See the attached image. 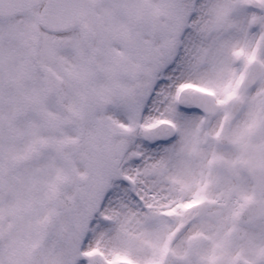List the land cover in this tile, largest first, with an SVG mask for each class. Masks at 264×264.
<instances>
[{"label": "snow or ice", "instance_id": "6c2138e0", "mask_svg": "<svg viewBox=\"0 0 264 264\" xmlns=\"http://www.w3.org/2000/svg\"><path fill=\"white\" fill-rule=\"evenodd\" d=\"M0 264H264V0H0Z\"/></svg>", "mask_w": 264, "mask_h": 264}]
</instances>
